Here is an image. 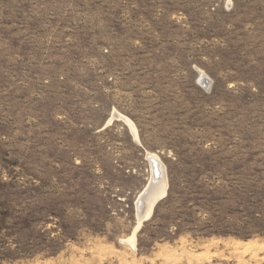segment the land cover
<instances>
[{
  "label": "rangeland",
  "instance_id": "obj_1",
  "mask_svg": "<svg viewBox=\"0 0 264 264\" xmlns=\"http://www.w3.org/2000/svg\"><path fill=\"white\" fill-rule=\"evenodd\" d=\"M0 264H264V0H0Z\"/></svg>",
  "mask_w": 264,
  "mask_h": 264
},
{
  "label": "bare ground",
  "instance_id": "obj_2",
  "mask_svg": "<svg viewBox=\"0 0 264 264\" xmlns=\"http://www.w3.org/2000/svg\"><path fill=\"white\" fill-rule=\"evenodd\" d=\"M200 77L202 81L201 84L207 86L209 83L207 76H205L204 73L200 72ZM117 115L120 116L119 114ZM122 118L127 122L132 133L135 135V128L133 124L128 119L124 117ZM147 157H148L147 160L150 163V166L152 168V178L147 188L145 189V191L138 198L137 216L139 220H141L145 215H148L150 213L154 203L164 195L165 189H166V179H165L164 167L162 166L158 158L155 157L154 155L148 154ZM128 242L129 243L134 242V235H132L129 238Z\"/></svg>",
  "mask_w": 264,
  "mask_h": 264
}]
</instances>
